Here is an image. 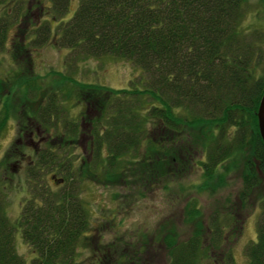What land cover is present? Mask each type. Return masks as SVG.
Segmentation results:
<instances>
[{
    "label": "trees",
    "instance_id": "16d2710c",
    "mask_svg": "<svg viewBox=\"0 0 264 264\" xmlns=\"http://www.w3.org/2000/svg\"><path fill=\"white\" fill-rule=\"evenodd\" d=\"M77 1L72 17L63 22L70 0H52L55 45L69 49L75 62L105 55L128 61L140 71L143 86L133 83L108 90L104 85L77 83L85 105L80 119L90 125V157L73 156L77 145L72 138L79 133V124L72 122L64 124L68 135L54 132V138L62 140L59 144L33 147L34 159L27 167L29 195L15 221L6 214L0 190V264H78V247L89 245V210L81 198L88 176L126 188L138 184L134 189L139 193L146 183L162 185L163 177L185 179L196 166L203 181L199 191L212 195L223 181L218 172L222 163L244 155L249 145L238 195L241 205L264 179V144L256 116L264 78L257 74L253 42L243 35L248 0ZM4 2L0 0V6ZM14 20L16 16L5 13L0 18V51ZM36 35L33 43L45 44L51 36L50 22ZM11 49V60L20 59L25 68L32 59L24 56L25 46L15 43ZM21 68L13 72L18 74ZM12 88L3 93L0 104L14 95ZM53 104V100L47 104L49 117L45 118L46 111L36 122L37 130L47 131V136L53 128L51 116L60 118ZM8 115L5 112L0 128ZM28 118L22 120L25 129L20 132L34 134L36 130L25 125ZM36 161L43 164L37 172ZM47 172H55L56 190L43 183ZM161 188L167 189V184ZM189 196L182 215L191 226L190 235L179 240L174 221L156 232L167 253L166 264H234L232 248L224 245L230 215L215 210L202 221L199 201ZM16 228L35 254L29 262L16 252ZM256 230V241L245 247L248 264H264V195Z\"/></svg>",
    "mask_w": 264,
    "mask_h": 264
},
{
    "label": "rangeland",
    "instance_id": "374dc122",
    "mask_svg": "<svg viewBox=\"0 0 264 264\" xmlns=\"http://www.w3.org/2000/svg\"><path fill=\"white\" fill-rule=\"evenodd\" d=\"M12 2L5 0L0 6V18L4 13L7 16H16V20L7 27L5 44L0 51V97L10 86H13L14 94L7 99V104H0V125L5 112L11 116L0 128V190L6 198V214L11 221H15L29 195L27 167L34 159V148L29 143L32 134L27 133L28 130L20 132L23 128L22 120L26 115L30 118L25 125L29 126V130H36V122H40L47 109L51 111L47 104L53 100L60 118L51 116L50 123L53 128L48 127L51 135H45V130L35 133V141L38 142L36 146L46 144L47 147H52L50 144H59L62 140L55 139L54 132L58 133V136L62 133L68 135L64 124L72 122L77 126L79 124V133L72 138L77 145L73 156L87 160L90 157V125L83 118L80 119L85 105L80 99L77 83L104 85L107 89L116 90L133 85L140 88L143 82L140 71L128 61L105 55L79 57L75 62L69 49L57 47L53 41L56 21L52 20V15H55L52 0ZM77 5V0H70L69 9L62 18L63 22L72 17ZM247 5L243 35L253 42L255 56L259 59L257 74L264 78V2L248 0ZM48 22L51 25L49 40L43 45L33 43L37 29ZM15 43L23 44L27 49L24 56L28 58L29 54L32 58L27 68H24L25 63L20 59L14 62L11 60V46ZM20 67H23L21 72H13ZM5 105L8 106L5 108ZM10 107L14 109L13 112ZM89 111L91 113V110ZM49 115L50 112L47 111L45 118ZM42 127L45 128L43 124ZM54 151L53 154H56L57 148ZM248 151L249 145L245 147L244 155H235L222 163L220 167L226 169L220 168L218 172L222 174L223 181L216 184V192L212 195L208 191H199L203 181L196 166L185 179L163 177L162 185L166 183L167 189H162L160 184L146 183L138 190L139 193L134 189L139 188L138 184L126 188L120 184L115 185L116 181H98L91 176L83 179L81 198L89 210L90 226L86 233V243L89 245L78 247V264H166L167 253L156 238V232L161 227L169 228V222L174 221L179 240L190 235L191 226L184 223L182 215L185 200L189 195L199 201L202 221L209 220L215 210L230 215L232 220L225 228L224 245L232 248L234 264H248L245 247L256 241L261 198L264 195L263 179L254 189L251 198L244 205L240 204L238 195L242 190L243 164ZM35 164L33 167L36 172L37 169H42L43 164L37 161ZM52 175L56 176L55 172H47L43 183L45 181L48 188L56 190L57 187L52 184L55 176ZM212 185L214 186V182ZM165 223H168L167 226ZM14 245L16 252L26 262L34 257L35 254L23 241L19 228L14 231ZM219 251L221 248L217 250Z\"/></svg>",
    "mask_w": 264,
    "mask_h": 264
},
{
    "label": "water",
    "instance_id": "95a60500",
    "mask_svg": "<svg viewBox=\"0 0 264 264\" xmlns=\"http://www.w3.org/2000/svg\"><path fill=\"white\" fill-rule=\"evenodd\" d=\"M256 116L259 134L264 144V90L259 100Z\"/></svg>",
    "mask_w": 264,
    "mask_h": 264
},
{
    "label": "flooded vegetation",
    "instance_id": "af4514ba",
    "mask_svg": "<svg viewBox=\"0 0 264 264\" xmlns=\"http://www.w3.org/2000/svg\"><path fill=\"white\" fill-rule=\"evenodd\" d=\"M31 141H33L32 139H31ZM38 143V142H37ZM31 144V143H30Z\"/></svg>",
    "mask_w": 264,
    "mask_h": 264
}]
</instances>
